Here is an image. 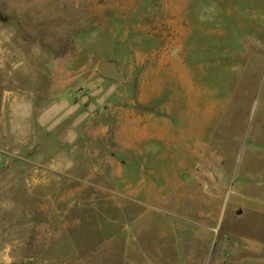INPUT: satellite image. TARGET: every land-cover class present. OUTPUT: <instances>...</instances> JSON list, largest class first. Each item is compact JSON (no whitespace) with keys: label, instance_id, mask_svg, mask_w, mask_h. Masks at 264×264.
<instances>
[{"label":"rangeland","instance_id":"obj_1","mask_svg":"<svg viewBox=\"0 0 264 264\" xmlns=\"http://www.w3.org/2000/svg\"><path fill=\"white\" fill-rule=\"evenodd\" d=\"M263 118L264 0H0V264L264 239Z\"/></svg>","mask_w":264,"mask_h":264},{"label":"crops","instance_id":"obj_2","mask_svg":"<svg viewBox=\"0 0 264 264\" xmlns=\"http://www.w3.org/2000/svg\"><path fill=\"white\" fill-rule=\"evenodd\" d=\"M258 118L262 119V114L257 112L256 108L254 121L257 122ZM257 130L255 128L254 132L257 133ZM258 132L260 133V130ZM253 150L256 152V161L264 162V135L259 141V146L254 147ZM172 229L170 234L174 241L175 258H170L168 263L150 257L148 259H125L126 264H264V239L260 237L255 226L252 235H233L232 233L225 235L222 232L220 242L215 247L211 259H205V257L207 250H212L213 247L212 225L183 218L173 225ZM164 235L167 236V234ZM160 236L161 232L157 231L156 237L159 239ZM151 240L154 238L150 237Z\"/></svg>","mask_w":264,"mask_h":264},{"label":"water","instance_id":"obj_3","mask_svg":"<svg viewBox=\"0 0 264 264\" xmlns=\"http://www.w3.org/2000/svg\"><path fill=\"white\" fill-rule=\"evenodd\" d=\"M97 72L106 79L119 80L120 75L117 71L116 65L113 62L101 61L96 65ZM2 168H0V171Z\"/></svg>","mask_w":264,"mask_h":264}]
</instances>
